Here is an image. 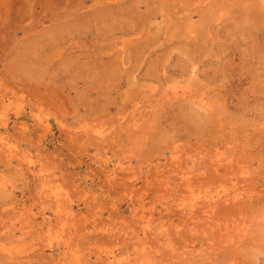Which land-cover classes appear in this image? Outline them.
Returning a JSON list of instances; mask_svg holds the SVG:
<instances>
[{
	"label": "rangeland",
	"instance_id": "1",
	"mask_svg": "<svg viewBox=\"0 0 264 264\" xmlns=\"http://www.w3.org/2000/svg\"><path fill=\"white\" fill-rule=\"evenodd\" d=\"M0 264H264V0H0Z\"/></svg>",
	"mask_w": 264,
	"mask_h": 264
},
{
	"label": "bare ground",
	"instance_id": "2",
	"mask_svg": "<svg viewBox=\"0 0 264 264\" xmlns=\"http://www.w3.org/2000/svg\"><path fill=\"white\" fill-rule=\"evenodd\" d=\"M208 1V0H207ZM210 3V2H209ZM205 4V3H204ZM202 99H203V97H202ZM201 100V99H200ZM205 101V100H204ZM204 103V102H203Z\"/></svg>",
	"mask_w": 264,
	"mask_h": 264
}]
</instances>
